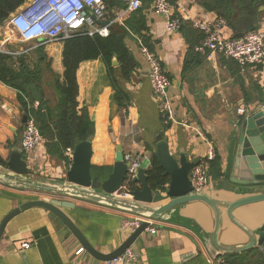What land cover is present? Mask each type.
<instances>
[{
  "label": "crops",
  "instance_id": "1",
  "mask_svg": "<svg viewBox=\"0 0 264 264\" xmlns=\"http://www.w3.org/2000/svg\"><path fill=\"white\" fill-rule=\"evenodd\" d=\"M171 1L169 4L175 15L185 24L183 29L172 34L166 32L164 18L155 14L149 1L144 0L138 11L148 39V45L143 44L155 53L169 80L166 95L174 108L173 122L164 120L159 101L151 92L149 76L145 73L147 68L138 50L137 39L141 38L133 32L127 30L123 35L135 63L129 80L121 79L116 69L117 82L128 96L125 107L114 101L107 69L100 59L82 62L77 68L78 110L85 108L93 123V135L87 140L91 144V176L101 181L107 178L115 163L117 147L122 157L127 154L147 157L146 174L152 156L156 157L157 138L162 136L168 152L178 162L184 158L188 163L197 161V166L205 161L210 150L213 151L220 162V178L213 181L208 176L211 183L203 193L231 203L253 195L231 193L228 189L233 185L224 179L223 171L237 117L264 105V64L242 69L235 61L218 53L196 52L195 47L203 34L192 26V21L211 25L217 17L203 10L196 0ZM258 30L264 33V16ZM222 31L225 38L231 39L227 27ZM44 47L52 70L61 75L62 44ZM240 110L244 113L239 114ZM23 118L16 92L0 83V161L5 164L12 151H20L32 171L31 181L65 183L73 150L65 152L67 161L61 160L50 155L43 142L25 155L20 147ZM129 183L126 175L119 192L141 188L137 182L129 188ZM250 192L256 194L260 190ZM17 197L25 201L48 196L0 185V221L20 202ZM61 200L74 204V208L65 213L89 244L102 254L117 249L131 234L122 227V221L136 215L86 201ZM219 211L216 241L223 248L247 245L246 233L256 237L264 223V202L232 211L230 216L235 224L229 220L225 208L221 207ZM150 223L156 233H142L129 247L135 259H125L119 264H215L223 255L216 253L211 243L214 213L203 203H187L175 209L171 220H152ZM24 243L29 247L21 248ZM79 249H82L79 243L57 219L46 211L33 208L20 213L5 226L0 240V264H108L93 259L85 251L77 254Z\"/></svg>",
  "mask_w": 264,
  "mask_h": 264
},
{
  "label": "water",
  "instance_id": "2",
  "mask_svg": "<svg viewBox=\"0 0 264 264\" xmlns=\"http://www.w3.org/2000/svg\"><path fill=\"white\" fill-rule=\"evenodd\" d=\"M263 10V8H261ZM103 22L101 25L105 26ZM123 39V35L119 36ZM116 65V61H112ZM145 73L149 76V71ZM26 117L22 119L25 123ZM155 155L157 162L169 182L164 191L152 192L147 184L145 169L147 161L143 162L138 169L133 183H139L138 190H128V196L117 195L122 188L126 178L127 163L123 162L120 148L117 147L115 163L112 172L104 181L92 178L90 172L91 144L89 141H82L76 144L71 154V165L65 175V183H37L31 181V169L22 158L20 151H12L8 161L0 165V185L17 191H32L45 194L48 197H31L20 202L8 212L0 221V240L5 226L14 217L29 209L37 208L51 214L57 219L76 239L82 250L93 259L101 262H110L119 258L131 247L134 241L143 233L144 229L150 225L141 223L129 237L114 251L102 254L95 250L76 225L65 213L67 209H73L74 204L63 201L67 198L71 200H81L98 204L111 209L119 210L140 216L147 220H171L176 208L187 203L200 202L208 206L214 213L215 227L211 237V243L216 253L229 254L241 253L259 247L264 250V223L256 237L247 234L249 242L239 248H223L216 241V234L219 229L220 211L225 208L229 220L231 212L235 209L264 202V109L257 108L243 115H239L234 123L233 132L230 136L227 157L225 159L224 179L233 187L228 190L233 194H253L243 197L231 203L221 202L217 199L205 195L204 190L198 194L192 193L190 184V171L195 166L188 163L184 158L178 162L167 149L166 140L159 136L155 145ZM232 174V175H231ZM260 190V193L250 191ZM164 192L163 194H161ZM61 198V199H60ZM235 224V223H234Z\"/></svg>",
  "mask_w": 264,
  "mask_h": 264
},
{
  "label": "trees",
  "instance_id": "3",
  "mask_svg": "<svg viewBox=\"0 0 264 264\" xmlns=\"http://www.w3.org/2000/svg\"><path fill=\"white\" fill-rule=\"evenodd\" d=\"M27 0H0V26L9 15ZM107 9V17L124 7L122 0H102ZM171 3V0H168ZM203 10L222 19L231 31V39L236 40L250 31L258 30V24L264 16V0H196ZM263 8L261 11L260 9ZM139 11L130 15L125 27L111 25L109 35L89 37L85 34L74 35L62 42L61 75L51 68V60L44 46L12 56L0 53V83L16 92L17 102L24 117L31 116L50 155L67 161L64 154L74 146L87 141L93 135V123L86 109L78 110L77 83L75 74L82 62L100 59L107 69V77L113 89V99L125 107L128 96L119 86L116 69L124 81H128L135 63L120 35L133 32L145 45L148 39ZM185 24H181L183 29ZM128 30V31H127ZM12 50V49H11ZM13 51V50H12ZM113 59L117 67L112 65ZM36 107H34V105ZM0 165H4L0 161ZM207 173L213 181L220 177V162L216 157L207 163ZM103 170V169H98ZM147 184L153 191H163L168 177L152 156L150 167L146 171ZM129 188L134 186L129 183ZM223 264H264V250L259 247L241 253L223 254Z\"/></svg>",
  "mask_w": 264,
  "mask_h": 264
},
{
  "label": "built area",
  "instance_id": "4",
  "mask_svg": "<svg viewBox=\"0 0 264 264\" xmlns=\"http://www.w3.org/2000/svg\"><path fill=\"white\" fill-rule=\"evenodd\" d=\"M143 1L122 0L124 7L113 11L109 18L102 0H27L10 14L0 27L2 31L0 34V53L16 56L40 46L60 43L79 34H85L89 37L94 35L107 37L109 27L111 25L125 27L129 15L140 10ZM147 1L150 2L155 14L164 18L167 33L172 34L179 30L182 19L175 15L173 6L167 0ZM103 22L107 24L101 25ZM192 26L203 34L202 40L195 47L196 52L218 53L235 61L242 69L264 64V33L262 31H250L241 38L232 40L223 36L222 30L226 28V23L222 19H216L211 25L192 21ZM10 35L22 43L30 44L31 47L26 51L8 50L6 46L10 44ZM137 44L139 53L149 71L151 92L159 101L162 116L165 121L173 122L174 108L166 95L169 80L155 53L148 49L141 40L137 39ZM36 105L34 106L36 107ZM260 108L264 109V105ZM243 113L244 111H239V114ZM42 143L43 139L34 119L28 116L24 123L20 142L21 151L28 156ZM214 157V152L210 150L205 161L192 169L189 176L192 193H201L209 185L207 163ZM146 159L147 157L139 154L123 156V160L128 163L127 182L132 181L143 160ZM117 195L129 197L127 191L119 192ZM144 222L150 226L144 229L143 233L154 235L156 231L152 228L150 220L140 216L123 219L122 227L133 233ZM28 247L29 245L26 243L21 245V248L24 249ZM82 251L79 249L77 254ZM125 259L130 261L135 259L129 248L121 257L108 262V264H119ZM215 264H223V261L219 259Z\"/></svg>",
  "mask_w": 264,
  "mask_h": 264
},
{
  "label": "rangeland",
  "instance_id": "5",
  "mask_svg": "<svg viewBox=\"0 0 264 264\" xmlns=\"http://www.w3.org/2000/svg\"><path fill=\"white\" fill-rule=\"evenodd\" d=\"M3 25V24H2ZM1 25V26H2ZM0 26V27H1ZM2 33V31L0 30V34ZM10 44H7L6 48L8 50H13V51H26L28 50L31 45L30 44H26V43H22L20 42L16 37H14L13 35H10ZM0 41H1V36H0Z\"/></svg>",
  "mask_w": 264,
  "mask_h": 264
}]
</instances>
